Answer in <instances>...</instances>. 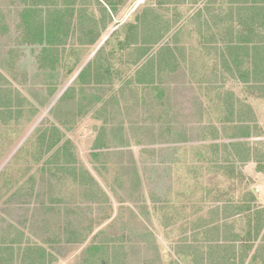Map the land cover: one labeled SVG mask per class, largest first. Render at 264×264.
<instances>
[{
	"label": "rangeland",
	"instance_id": "1",
	"mask_svg": "<svg viewBox=\"0 0 264 264\" xmlns=\"http://www.w3.org/2000/svg\"><path fill=\"white\" fill-rule=\"evenodd\" d=\"M24 1L0 0V90L12 93L11 107L0 109L4 244L22 233L44 264H101L110 241L123 247L119 264H191L173 246L198 220L211 219L213 206L245 199L264 208V172L254 160L242 167L232 159L226 102L250 105L264 129V98L226 81L212 50L220 40L207 38L214 23L221 29L209 14L225 12L228 0H214L202 13L205 0H126L104 28L97 3L108 0H48L43 13L53 4L76 9L54 54L25 37ZM145 8L154 30L168 31L159 44H169L168 62H160L156 46L136 64L147 41L144 28L132 38L131 25ZM80 15L98 23L81 25ZM80 26L100 27L90 45ZM149 61L151 84L136 72ZM262 136L249 139L255 157L264 152ZM244 223L236 218L234 231Z\"/></svg>",
	"mask_w": 264,
	"mask_h": 264
},
{
	"label": "trees",
	"instance_id": "2",
	"mask_svg": "<svg viewBox=\"0 0 264 264\" xmlns=\"http://www.w3.org/2000/svg\"><path fill=\"white\" fill-rule=\"evenodd\" d=\"M125 1L108 0L105 5L98 1L97 5L103 4L100 9L102 17L99 21L102 28L109 23L111 15ZM165 1L167 3L170 0ZM188 1L192 2L190 5H197L204 0ZM26 2L27 0L23 4ZM213 2L214 0H205L204 8L207 9L201 11L198 9L197 11L202 13L203 10H209ZM227 4L228 9L225 12L217 15L214 12L209 14L221 29H217L214 23V30H211L207 38L212 41L217 38L220 40L219 46L215 45L212 50L219 56V68L226 81L238 83L250 96L257 95L259 98H264V0H228ZM48 5V0H30L26 3L22 18L27 40L39 46L44 45L43 54L44 52H53L54 54L53 48L61 44L64 27L69 29L73 25L76 9L75 3H67L68 8L66 9H58L53 4L54 7L51 5L53 9L43 13L41 9ZM83 18H85L84 21H82ZM77 19L81 21V25L84 23L96 25L98 23L95 18L86 16L77 17ZM151 21L152 15L145 8L135 16V23L131 25L132 32L134 31L132 38H137V29L144 28L142 36L141 34L140 36L147 41L146 45L139 48L136 64L146 56L151 57L153 55L151 50L156 46H160L157 54L160 62H168L172 53L171 48H168L169 44L159 45L167 37L168 31L154 30ZM80 28L87 38L84 43L86 45H90L100 32V27L95 30L85 29L83 26ZM68 29L65 30L66 35ZM163 47L166 49L164 50ZM53 60L55 61L56 57ZM152 68V61H149L138 67L136 71L138 75H147L143 78L147 84L153 83L152 74H147ZM1 78L0 75V80ZM9 91L10 89L6 88H3V91L0 90V109L7 110L11 107L10 95L12 93ZM17 96L18 93L15 97L17 98ZM17 101L16 107L21 105L20 102L22 103L20 98H17ZM232 101L231 97L226 98L227 110L231 116L230 122L233 124L232 139L234 141L228 145L232 151V159L235 158L239 162V166L242 167L247 162L254 160L257 163V171L264 172V152L259 154V157H255L256 143L249 142L251 138H261L264 135V129L258 127L250 105L239 102L240 107L236 109L235 103L233 104ZM59 142L60 139L53 144L50 140L46 145L47 151L52 150ZM233 166L232 164L230 167H226V171L232 176ZM62 169L65 170L64 167ZM238 175L242 178L240 172ZM249 198L251 201H256L252 192H250ZM211 213L210 216H213L211 219L198 220L190 233L191 235L185 234L175 242L173 251L178 258H188L191 264H264V208L248 205L244 199L232 202L230 205L228 203L223 206L215 205L212 207ZM238 217L245 219V223L240 231H234L233 222ZM110 242L113 247L108 253L107 259H104L101 264H107V262L119 264L121 262L120 258L124 254L123 247L117 245L115 241ZM145 264L155 263L147 261ZM169 264H180V262L174 260Z\"/></svg>",
	"mask_w": 264,
	"mask_h": 264
},
{
	"label": "crops",
	"instance_id": "3",
	"mask_svg": "<svg viewBox=\"0 0 264 264\" xmlns=\"http://www.w3.org/2000/svg\"><path fill=\"white\" fill-rule=\"evenodd\" d=\"M16 236L17 237L12 238L10 246L9 244H4V239H2L4 237L0 236V264H5L6 262H8V264H19L20 257L22 258L23 264H44L43 258L45 256L35 257V253L33 254V250L30 249L28 241H23L24 234L21 233L18 235L17 233ZM21 247H25L22 249L25 250L22 253H26L23 256L20 255L19 257V251L21 250ZM41 254L44 255V252L41 251ZM47 257L48 256H46V258Z\"/></svg>",
	"mask_w": 264,
	"mask_h": 264
}]
</instances>
